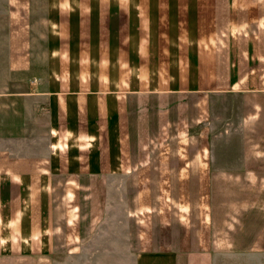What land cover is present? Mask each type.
Returning a JSON list of instances; mask_svg holds the SVG:
<instances>
[{
  "label": "crops",
  "instance_id": "crops-1",
  "mask_svg": "<svg viewBox=\"0 0 264 264\" xmlns=\"http://www.w3.org/2000/svg\"><path fill=\"white\" fill-rule=\"evenodd\" d=\"M15 8L29 12L8 17L0 66V255L77 256L111 232L118 264L235 249L264 264V0Z\"/></svg>",
  "mask_w": 264,
  "mask_h": 264
},
{
  "label": "rangeland",
  "instance_id": "rangeland-1",
  "mask_svg": "<svg viewBox=\"0 0 264 264\" xmlns=\"http://www.w3.org/2000/svg\"><path fill=\"white\" fill-rule=\"evenodd\" d=\"M20 1L40 2L45 0H0V66L4 65V52L6 49V34L9 32L10 21L9 16L14 12L15 15L24 13L28 16L29 10L17 9V3ZM14 6V8H13ZM43 11L33 9L31 17L37 18V22L33 19V28L36 32V50H40L42 40V28L39 25L38 18L43 16ZM36 13V14H35ZM32 17V18H33ZM112 246V247H111ZM117 233H99L95 235V239L88 247L83 248L77 256L69 254L46 255V256H19L12 257L5 254L0 255V264H118L119 254L117 250ZM221 264H263L260 255L251 256L246 253L245 249H235L231 252L227 250L221 255Z\"/></svg>",
  "mask_w": 264,
  "mask_h": 264
}]
</instances>
